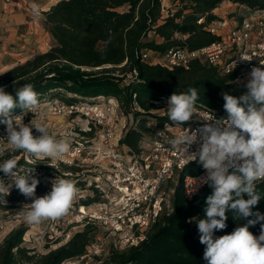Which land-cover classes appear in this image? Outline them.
I'll return each mask as SVG.
<instances>
[{
	"label": "trees",
	"instance_id": "trees-1",
	"mask_svg": "<svg viewBox=\"0 0 264 264\" xmlns=\"http://www.w3.org/2000/svg\"><path fill=\"white\" fill-rule=\"evenodd\" d=\"M162 1H60L45 13L44 19L45 29L55 45L46 53L37 54L0 75V86L15 95V88L31 83L39 94V104L53 100L73 103L77 101L76 97H115L121 102L124 112L127 115L132 113L136 121V126L128 131L122 144L132 153H139L143 136L151 132L148 124L152 119L159 124H173L168 116H153L152 113L158 110L153 101L169 98L173 92L179 94L193 87L199 95L196 103L219 110V103H224L221 93L228 92L239 97L245 92L229 91L226 86L228 81L219 80L212 68L196 64L187 72L169 71L160 65L143 61L142 53L155 51L165 55L175 47L197 49L213 43L216 37L203 30L197 22L201 18L207 22L217 19L214 11L224 2L245 5L251 9L264 8V0H173L183 6L160 24ZM186 11L190 12L184 14ZM151 32L162 41L147 42ZM183 36L187 38L184 40ZM134 70L137 72L136 79L126 82L125 77ZM116 71L125 76L117 75ZM212 87L216 88L218 96L209 91ZM12 114L19 116L25 113L17 107ZM31 117L27 113L25 121ZM21 166L24 164L20 163ZM26 166L27 171L33 168ZM195 168V165L186 167L178 185L170 186L174 188L172 213L159 219L140 247L112 252L108 264H206L203 258L206 246L199 241L196 222L204 217L206 197L212 194L213 189L207 186L192 201L187 200L182 181L186 176L195 175ZM3 174L0 171V176ZM53 174L54 169L47 168L36 177L39 180ZM257 188L264 193V181L257 182ZM18 192V189L12 190L6 197L7 202H19ZM253 211L264 214V199ZM227 215L226 229L215 231L214 235L230 234L236 227L246 224L247 219H254L234 220L233 213ZM261 223L264 221L250 226L249 231L258 234ZM25 233L26 229L20 228L5 240L0 247V264H32L34 255H30L31 252L22 246ZM97 236V228L86 226L67 245L40 256L39 261L33 264H62L82 256Z\"/></svg>",
	"mask_w": 264,
	"mask_h": 264
},
{
	"label": "built area",
	"instance_id": "built-area-1",
	"mask_svg": "<svg viewBox=\"0 0 264 264\" xmlns=\"http://www.w3.org/2000/svg\"><path fill=\"white\" fill-rule=\"evenodd\" d=\"M167 8L163 4L162 11L168 12ZM197 24L216 37V41L197 49L175 47L161 60L150 62L148 53L143 52V61L160 65L169 71H190L194 63H202L230 78L239 87H245L253 67L264 69V8H248V14L240 17L228 15L211 22L201 18ZM186 38L183 36L184 40ZM129 77L136 79V70ZM167 101L168 98L162 97L152 102L158 108L157 111L164 110L165 113L160 117L167 116ZM43 105L53 116L77 121L74 127L76 138L68 142L69 153L59 159L48 158L51 161L49 165L54 170L64 166L81 169L75 175L63 173L62 177L58 174L43 177V185L51 188V182L56 177L73 181L79 192L71 209L65 214L69 219L68 225H80L83 229L92 226L105 231L103 235L97 236L84 255L72 259L74 262H63L65 264H87L85 261L102 252L104 242L108 239H112L114 249L120 252L140 247L172 201L174 188L170 185H178L186 167L195 165L197 173L183 179L185 197L192 201L202 192L207 184L189 195L195 180L205 176L206 170L198 161L188 163L179 151L171 148L169 141L185 131V128L195 130L201 127L205 123L203 119L212 116L226 119L228 115L196 103V116L184 125L159 124L156 120V124L150 122L148 127L151 132L143 136L140 152L135 154L122 144V140L136 126V121L132 113L127 115L124 112L117 98L98 96L73 103L53 100ZM32 111L36 113L35 109ZM21 115L24 122L26 114ZM6 135V125L0 124V146L4 148L6 139L3 137ZM196 150L197 145H193L190 152ZM259 234L260 231L254 235ZM69 242L70 239H67L63 246Z\"/></svg>",
	"mask_w": 264,
	"mask_h": 264
},
{
	"label": "clouds",
	"instance_id": "clouds-1",
	"mask_svg": "<svg viewBox=\"0 0 264 264\" xmlns=\"http://www.w3.org/2000/svg\"><path fill=\"white\" fill-rule=\"evenodd\" d=\"M38 12V6L33 5L32 14L35 16ZM249 77L245 84L247 90L239 97L221 93L223 108L228 114L226 119L215 116L203 119L205 123L201 127L185 128L169 141L171 148L179 151L188 163L198 161L206 170L205 176L195 180L189 195L205 184L213 189L206 197L204 217L196 222L199 241L206 246L203 257L206 264H264V223H261L258 236L249 231L250 226L264 221V214L253 211L264 199V193L257 188V182L264 181V69L253 67ZM38 97L31 83L15 88V95L0 86V117H3L0 124L6 125L7 133L3 138L14 151H23L33 157L62 158L70 151L66 140H57L43 123L32 120L26 125L21 116L12 114L17 107L25 114L36 109L40 103ZM198 99V90L193 87L183 93L173 92L167 101L169 120L178 125L190 122L196 116ZM33 129L40 135L34 136ZM193 145H197V150L190 152ZM4 151L0 146V155ZM0 171L12 181L5 184L0 180L4 205L13 183L20 194L32 201L23 215L29 225L64 216L79 192L73 181L56 177L51 182V190L37 197L40 181L32 175L35 169L21 175L19 160L14 156L0 163ZM229 212L233 213L234 220L254 219H247L246 224L236 227L230 234L214 237L215 231L226 229Z\"/></svg>",
	"mask_w": 264,
	"mask_h": 264
},
{
	"label": "rangeland",
	"instance_id": "rangeland-1",
	"mask_svg": "<svg viewBox=\"0 0 264 264\" xmlns=\"http://www.w3.org/2000/svg\"><path fill=\"white\" fill-rule=\"evenodd\" d=\"M29 1V0H28ZM166 6L168 7L165 11H162V19L159 22L160 24L163 22L164 19L168 18L169 16L175 14L183 5L180 3H174L173 0H166ZM163 2V1H162ZM187 6H190L188 4ZM30 8V5L27 6ZM163 8V3H162ZM248 6L240 5V4H234L232 2H224L222 3L215 11L214 15L217 17V19L224 18L228 15L237 16L240 17L242 14H248ZM32 11V9H31ZM29 11V19L33 21H39L41 22V26L44 28L45 33L49 34L44 25V19L45 15L41 11L38 12V15H33L32 12ZM190 11H186L184 14H188ZM5 26L0 27V75L7 73L11 70L13 66H17V64H23L24 61L32 59L35 55L41 54L40 51L38 52V46L35 42L32 44H26L27 39L24 37H20V35L27 33L28 31V25H25L23 27H18L17 31L13 32L12 26H9L5 21L3 22ZM23 31V32H22ZM51 37V35L49 34ZM11 38V39H10ZM12 40V41H11ZM26 40V41H25ZM147 42L156 41L160 43L162 40L157 37L153 32H151L146 39ZM29 42V41H28ZM55 45L54 40L50 39L49 44H43L41 47L42 51H46L47 48L50 50ZM149 55L150 61H155V59H162L163 54H160L159 52L155 51H146ZM199 65L207 68H212L207 65H204L202 63H194L193 65ZM110 68V67H108ZM214 69V68H212ZM218 75L219 80H226L228 81L226 83V86L229 91L233 90H243L246 91V87H239L234 85L230 78L224 77L223 75L219 74L216 69H214ZM187 72V71H186ZM116 74L119 76H125L124 73L120 71H116ZM126 82H129L131 78L129 75L125 77ZM210 92H213L215 95H219L218 91L215 87H212L209 89ZM70 98V97H69ZM85 98L77 99L76 102L83 101ZM46 104V103H44ZM200 104V103H198ZM202 105V104H201ZM221 106V109L219 111H223V113H227L223 105L224 103H219ZM43 104H39V106L35 109L36 113L33 111L30 112L32 117L28 120H24V124L28 125L33 120L34 123H43L47 126L50 134L55 137L57 140H66L69 142L70 140H73L76 138V131L74 129L75 124L77 121L73 122L71 119L64 118L61 116H53L49 109L47 107H43ZM204 106V105H202ZM34 110V109H33ZM165 113L163 109L159 111H154L152 114L153 116H160L161 114ZM135 120V118H134ZM135 122V121H134ZM151 124H156L155 119H152ZM33 135L38 136L40 135L38 132H36L35 129H33ZM16 157L19 160V164H24V166L19 167L20 174L24 175L27 174L29 171H32L35 169V171L32 173L33 176H38L43 174L47 168H52L49 163L51 162L50 159L45 157H40L39 159H36V157L29 156L23 151H14L11 149V146L7 144V141H5V151L2 155H0V163H2L5 159H8L10 157ZM44 158V159H43ZM26 165H30L33 168L29 171ZM86 167L84 166L83 169ZM77 168H70L67 166L60 167L59 170H54V174H58L60 177H62L63 173H71L75 175L77 172ZM57 172V173H56ZM37 178V177H36ZM38 179V178H37ZM0 180H3L5 184L12 183L9 176H6L3 174L0 176ZM40 183L38 184L36 188V196L40 197L45 194H47L51 188L45 187L43 185V177L39 179ZM259 183V182H258ZM170 186H173L172 184ZM7 187V185H6ZM16 189L14 183L12 184V187L10 188L9 192ZM18 198L19 202L17 203H8L4 205L2 203L3 196H0V247L4 244L5 240L15 231L19 230L20 228L26 229V233L23 238V247H25L27 250H29L31 253L30 255H34V260L32 261V264L39 261L40 256L46 255L50 253L51 251H55L61 246L64 245L65 241L67 239H72L78 232L83 230V227L80 225L78 226H69L68 221L69 219L66 218V215L60 217L58 221L55 223L52 222L51 219L45 220L40 224H33L29 225L27 224L24 219L23 215L25 212L29 210V205L32 201L30 199H26L22 194L18 192ZM172 213V201L170 200V203L167 205L165 209V213L163 215H169ZM105 231L98 229V235H103ZM117 251L114 249L112 239H108L104 242V246L102 249V252L98 255H95L94 258L91 260L85 261L87 264H108L110 260V255L112 252ZM120 252V251H119ZM124 252V251H122ZM73 261V260H71ZM74 262V261H73ZM31 263V262H30ZM65 264V263H63Z\"/></svg>",
	"mask_w": 264,
	"mask_h": 264
},
{
	"label": "crops",
	"instance_id": "crops-1",
	"mask_svg": "<svg viewBox=\"0 0 264 264\" xmlns=\"http://www.w3.org/2000/svg\"><path fill=\"white\" fill-rule=\"evenodd\" d=\"M60 1L62 0H0V27L5 26V24H3L5 21V23H7L9 26L13 27V29L10 27L9 29L15 32L20 27L28 25V31H26L27 33L20 35V37L27 39V45L35 42L38 46V52L40 51V53H46L49 51L48 48L43 52L41 47L43 44L48 45L51 37L49 34L45 33L44 28L41 26V22H32L29 19V11H31L33 5H36L38 6V10L41 11L43 15H45L46 12H48ZM28 5H30V8L27 7ZM15 27H18V29ZM26 61L28 60L26 59L24 62ZM14 67L16 66H13L11 69Z\"/></svg>",
	"mask_w": 264,
	"mask_h": 264
},
{
	"label": "bare ground",
	"instance_id": "bare-ground-1",
	"mask_svg": "<svg viewBox=\"0 0 264 264\" xmlns=\"http://www.w3.org/2000/svg\"><path fill=\"white\" fill-rule=\"evenodd\" d=\"M166 2H167L166 0H163V2H162V3L164 4L165 7H167V6H166V5H167ZM20 116L22 117L23 115H20Z\"/></svg>",
	"mask_w": 264,
	"mask_h": 264
}]
</instances>
